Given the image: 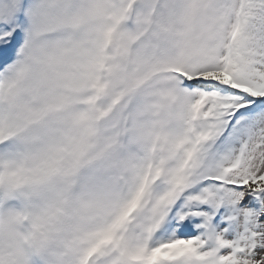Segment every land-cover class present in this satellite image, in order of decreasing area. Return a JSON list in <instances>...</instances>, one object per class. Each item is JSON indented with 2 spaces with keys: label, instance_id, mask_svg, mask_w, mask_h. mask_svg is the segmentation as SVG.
Wrapping results in <instances>:
<instances>
[{
  "label": "snow or ice",
  "instance_id": "6c2138e0",
  "mask_svg": "<svg viewBox=\"0 0 264 264\" xmlns=\"http://www.w3.org/2000/svg\"><path fill=\"white\" fill-rule=\"evenodd\" d=\"M0 264H264V0H0Z\"/></svg>",
  "mask_w": 264,
  "mask_h": 264
}]
</instances>
